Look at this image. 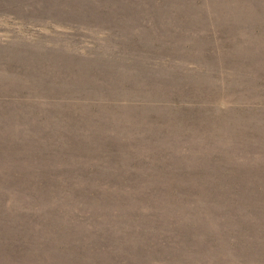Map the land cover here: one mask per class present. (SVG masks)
<instances>
[{
  "label": "rangeland",
  "instance_id": "1",
  "mask_svg": "<svg viewBox=\"0 0 264 264\" xmlns=\"http://www.w3.org/2000/svg\"><path fill=\"white\" fill-rule=\"evenodd\" d=\"M0 264H264V0H0Z\"/></svg>",
  "mask_w": 264,
  "mask_h": 264
}]
</instances>
